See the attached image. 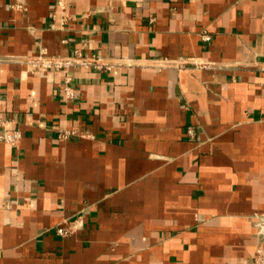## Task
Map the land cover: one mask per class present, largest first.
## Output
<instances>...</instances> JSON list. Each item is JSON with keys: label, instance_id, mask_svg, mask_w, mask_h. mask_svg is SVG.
Wrapping results in <instances>:
<instances>
[{"label": "crops", "instance_id": "obj_1", "mask_svg": "<svg viewBox=\"0 0 264 264\" xmlns=\"http://www.w3.org/2000/svg\"><path fill=\"white\" fill-rule=\"evenodd\" d=\"M263 68L264 0H0V264H252Z\"/></svg>", "mask_w": 264, "mask_h": 264}, {"label": "built area", "instance_id": "obj_2", "mask_svg": "<svg viewBox=\"0 0 264 264\" xmlns=\"http://www.w3.org/2000/svg\"><path fill=\"white\" fill-rule=\"evenodd\" d=\"M209 39L208 34L204 35ZM20 63L26 70L37 71L42 69L63 70L66 72L63 83V91L66 99H73L76 96V89L72 82L71 71L75 67L104 69L112 68L113 63L102 55L87 54L81 48H76L71 55L49 54L41 51L39 54L27 55L20 60ZM264 70V68H263ZM76 134L75 130L61 131L59 136L66 138ZM23 137L20 128L9 127L5 117L0 115V140L10 145H17ZM264 217V215H263ZM79 227V223L72 221L70 223L60 224L56 227L58 234L66 236L73 233ZM252 264H264V218L261 220V233L257 243Z\"/></svg>", "mask_w": 264, "mask_h": 264}]
</instances>
